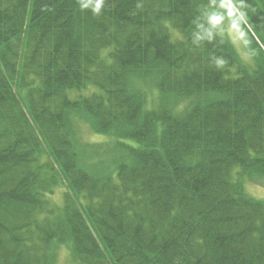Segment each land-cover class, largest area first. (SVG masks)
<instances>
[{
	"label": "trees",
	"instance_id": "1",
	"mask_svg": "<svg viewBox=\"0 0 264 264\" xmlns=\"http://www.w3.org/2000/svg\"><path fill=\"white\" fill-rule=\"evenodd\" d=\"M96 3L0 0V264H264V0Z\"/></svg>",
	"mask_w": 264,
	"mask_h": 264
},
{
	"label": "rangeland",
	"instance_id": "2",
	"mask_svg": "<svg viewBox=\"0 0 264 264\" xmlns=\"http://www.w3.org/2000/svg\"><path fill=\"white\" fill-rule=\"evenodd\" d=\"M223 26L225 33L228 37V40L233 45V47H235V49L244 58V60H250V56L248 55V47L250 43L248 38L245 36V32L240 27L232 24L229 19L225 21ZM173 35L174 37H180L177 31L174 32ZM85 138L89 140H96L97 136L86 131ZM243 183H244L245 191L247 193L258 199L264 200V177L262 178L254 177V179L243 178ZM78 195H81V192H78ZM53 198L56 202L62 203L63 198H62L61 190H56ZM67 262H68V251L65 247V244H62V246L57 250L56 264H66Z\"/></svg>",
	"mask_w": 264,
	"mask_h": 264
},
{
	"label": "clouds",
	"instance_id": "3",
	"mask_svg": "<svg viewBox=\"0 0 264 264\" xmlns=\"http://www.w3.org/2000/svg\"><path fill=\"white\" fill-rule=\"evenodd\" d=\"M87 6V5H85ZM96 10H99V0H97V3H96Z\"/></svg>",
	"mask_w": 264,
	"mask_h": 264
}]
</instances>
